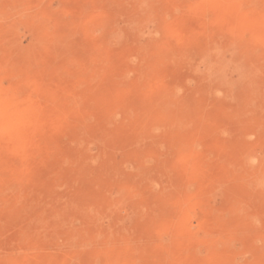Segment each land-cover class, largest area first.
<instances>
[{"label": "bare ground", "instance_id": "6f19581e", "mask_svg": "<svg viewBox=\"0 0 264 264\" xmlns=\"http://www.w3.org/2000/svg\"><path fill=\"white\" fill-rule=\"evenodd\" d=\"M35 1L36 0H0V42L8 40V39H12L11 34H10L14 26V23L12 22V20L15 18L18 19L17 16L21 14L20 10L22 9L21 7L23 3L27 2L29 4H32L30 2H35ZM166 1H169V0H166ZM183 1L187 3L190 9L192 8L200 9L199 5L201 1L203 3L205 0H176L177 3L183 2ZM214 1L215 0H213L212 3H214ZM238 1L239 3L240 1H244L243 5L248 8L247 12H249L247 14L255 15L256 10H257V5L259 6V9L261 8L264 9V0H261V1L260 0L258 1L257 0H238ZM172 2L173 1H171L168 4L167 2L165 3H157V2L154 3L153 2L152 3L151 0H104V5L102 6L100 4L101 6L98 5V6L92 7L89 15H87V13H85L82 10L83 13L81 15V19L86 20L88 18L87 20H89L91 24L94 23L98 17H101L103 13L107 11H111V12L113 11L114 14L122 17L123 24L122 26H120L119 24H114V26L109 28V31H110L109 38L104 40L102 43H99V42L94 43L96 45L91 47L89 51H86V53H88L87 58L89 57L90 60H86L88 64L85 68L83 67L84 65L82 64V68L80 72L82 77L72 83L70 82L67 83V81L65 82V80L64 81L62 80L63 79L62 77L64 76L66 77L69 75V72H70L69 69L72 68L74 63L77 65L76 61L78 60V59L77 60L75 59L76 61L73 63V60L69 56V52H71V50L68 44V38L72 30L70 31L67 27L63 28V31L60 34L58 33L52 34V35L49 34L48 39L50 40L52 44L51 46H49L48 49L47 48L46 49L37 48L38 51L36 50L37 53L36 54L34 53L35 55H32V56L25 55L26 58H24L21 61L18 60L19 58L17 59L14 56L16 54L11 50V48L14 51L16 50L13 48L15 47L14 43L16 42L11 44L10 48H8L11 51L8 49H5L3 56L0 58V76H3V75H8L10 77L14 76L15 78L20 79V83L19 85L17 84L18 86H16V88L11 89L8 92L0 88V113H1V110L2 111L7 110V112L9 110L12 111V107L15 108L16 106L19 109L20 114L16 119H12L13 118L12 115L11 116L9 115L8 120L0 119V152H3L4 156L5 154H9L11 152L10 154L12 153L13 154L12 155L9 154L8 156L15 157L16 155L14 154V151L16 150L12 142V139L19 135L23 136L22 133L24 132L26 133L27 131H30L29 129L33 126L34 122L36 121L39 122L40 120H46L48 123H53L55 124V126H57L55 122H57L58 125L59 123L61 124L70 123L68 121H78V122H83L84 124L87 121L91 120L90 112L93 110V108H96L98 106V103L97 102L95 103L93 101L92 102L88 101V103L83 102V100L87 96V95H84L88 92L87 90L94 91V89L99 90L101 88H105V89L107 88L110 91L114 92L115 94H120L121 92L122 93L125 91L128 92V90H131L133 87H137V88L141 86L143 87L144 86L143 80L147 79L148 77L150 78V76L153 75L154 71L151 69L152 65L149 66L148 64L147 66H145L144 64H142L143 62L142 61L141 62L142 65L138 64L140 67L137 69V71L136 70L133 71L131 69V63L133 62V58L137 57V59H139L138 56H141L144 59H147L145 57L148 56V60H150L149 58L150 53L154 51H157V52L161 51L160 49L162 45L159 46L160 48H158L159 40L157 37V30L153 32L150 27L155 25L156 27H158L157 29H160L161 25L159 23L160 22L159 19L161 18V14L167 11L168 9H170V7L172 6L171 5ZM222 2H225V1L223 0ZM240 5H239V8L243 10L244 6L242 5L243 7L242 6L240 7ZM32 6H36V4L31 5V7ZM32 9H35V7ZM203 9H201V11ZM187 12H189V10ZM209 12L211 14V11L209 10L207 12L202 11V14L200 11H198V13H200V19L198 20L199 22H198L196 31H194L196 33V35L193 36L194 40L193 38L189 39L188 37L191 31L190 30L191 26H189L188 24L189 20H185L181 22L182 24L179 30L176 32V35L174 34L176 38H173V39H177V40L173 42V44L175 43L178 47H181L182 52L177 53L175 52L176 50L175 51L171 50L168 53L169 56H171L172 58L173 57L175 58L174 62L172 61V64L170 65H171L172 70L175 71L177 75L173 79L171 91L169 90L170 95L169 94L168 95L166 94V95H167V98L171 97L169 98V100L172 99L170 100L172 101L171 104H176V101H177L176 97L181 93V91H184V92L187 91V84L184 78L197 74L196 70H192V64L194 60L197 59L200 63H203V65L206 64L205 66L206 68L208 67V70H210L211 68L210 67L211 63L213 65H218L220 71H219V74L217 72V76H215L214 78L216 80L215 82L217 83L212 82L211 79L206 80L209 84L210 82L217 84V86L214 87V90H211L214 94V100H213V97L211 96L213 103L210 102L211 105L205 104L206 107H203V109H201V112L208 111L209 106H212L221 111L219 112L220 114H216V117H214V119L217 117L219 118L217 120L216 134H219V133L224 134L225 132H232L235 130H239V131L242 130L244 134L240 138H234V140L227 141L226 143L225 141H221V138L224 137L222 136V134H221L222 137L221 136L219 137V135L217 136L215 135V133H213L214 136L210 137L211 142L209 141V143L207 142V144H203L202 146L203 148L201 149L202 150L201 152L196 151L194 149L196 153H193V149H192V153L190 152L188 153L186 145L187 144L189 145L188 142L194 141L195 139H197V136H189L188 133L182 130L181 125L185 123L187 120H184L181 118V116L183 115L180 116V114L177 113V109L172 110L167 107H162L161 106L162 104H161L158 108L160 107L163 108L162 109L163 111L161 112V118L166 122V124H163V125H165V127H168L167 125L169 124L170 128L175 126L179 129L178 132L175 131L176 135L174 133L171 134L172 131L170 132L172 137H170V142L168 143V147H167L169 151L168 153L169 160H167V162H164V163L160 161L161 163L157 164V167L154 169L151 168L149 166L150 164L148 165L146 161L143 162L142 168L141 169L139 168L141 170V174L145 176L149 175L150 177H152L150 181H147V182L145 181L146 183H144L145 184L144 187L143 185L137 184L136 181H134L133 179L128 178L126 180V177L128 176L130 177L132 174L128 173L124 169L122 170V173L120 176L121 181L118 182L117 186L118 188L121 189L120 191H122V189L127 188L128 192L129 191L134 192L133 194H131L132 200L129 204L130 206H132L133 209H135L136 212L140 214L139 215L140 217L138 216L139 218L134 220L132 228L128 230L126 229L124 232L119 233V234L118 233L114 234L112 232L114 235L112 234V236H108L104 241H102V243L99 245L98 248L96 249L94 248L95 250L94 252L87 251L86 245H84L81 240L86 239V238H89V239L92 238L93 240V237L95 238L97 236L99 237L100 234L98 235V231L94 228H92V230L89 229L88 231L81 232V231H77L71 228L73 226L69 227V224H68L69 216L67 215L66 210L71 206L72 207L77 206V207H80V210L84 212L86 211V214L84 213V215L88 221L87 223L89 227H91L92 223H94L93 219L96 217L97 218L99 217V216H96L97 214L102 213L106 215L108 214L116 215L118 207H120V205L122 204L120 198L117 199L111 196L112 194L110 195L108 191L103 190L101 192H98L95 198H91L92 202L90 205V207L92 206V209L95 210V213H96V214L94 213L95 215L89 214L92 212V209L90 210L91 211L90 212L87 207L88 203L86 200L78 201L76 199H72V200L65 201L66 199H64V201H61L57 199L56 200L52 199L51 193H50L52 183L46 184L45 181L43 180H40V183L35 182V179L37 180L38 178L41 177V173L40 174L33 173L35 170L33 171L32 169L33 172H30V170L27 169L28 167L26 168V165L28 166L30 163H32L35 157L38 156L39 158L41 153H42L41 155L43 156L44 155L43 152L38 151L37 148L32 149L31 147L29 148L24 147L22 151L23 155H21V157H23L22 162L26 163V165L25 164L23 165L25 167L24 168L25 170L23 168H22L23 170L19 169V173L17 172L16 174L13 172L15 176L12 177V172H11L12 168L10 166L6 168L7 166L6 164H5L6 166L5 165L2 166L3 163H0V264H72V261H74L75 258L77 257L80 258V256H84V255L94 256L95 258H98V259L101 258L105 261L106 264H139L140 262L142 264L143 261L139 262L138 260L140 259L146 260L147 258H148L147 264H173L175 260H177L180 263L183 260H187L188 262L190 261L189 264H230L231 262L229 263V261H227V259H229L227 256L231 250L229 249V246H231L230 245L231 239L234 236H236L237 238V235L239 234L245 235L246 236V237L244 236L245 239L250 238L249 240H251V238H253L252 236L254 235L253 233L255 231V226H256L254 225L255 221L253 220V217L257 214L256 212L260 210L262 204L264 205V194L262 193L264 191V163L261 161L258 164L255 163V158L253 157V154L249 153L248 151V148H249L248 143H249V139L252 137H255L258 139L264 138V55H262L263 53L262 54L258 53L260 49L257 48L259 47L258 45L259 43L257 42V40H256V43H253L252 41L248 42L247 40L248 36H246V34L248 33L245 30H243L242 28L238 29V27L236 26L227 27L226 25H224L226 26L225 28H220L222 25L221 26L219 25L218 27L213 22L212 23L209 22L208 20L209 15L207 14ZM240 12L243 13V11H240ZM213 13L217 14L215 12ZM238 15L236 19H238ZM23 17L25 18L27 16L25 15ZM253 17L252 19L255 18ZM262 18L263 16L261 17V20H264V18L263 19ZM250 20L251 18L248 19V21ZM257 21L259 20H256L255 22ZM255 22L251 23L250 24L251 26L250 25L249 26L251 28L252 26L256 27ZM48 25H50V23ZM194 27L196 28V26ZM70 37L72 36L70 35ZM57 38H59L61 42L59 45L61 46L59 48L57 46H56L57 48H54V42L55 40H57ZM140 38L149 39V41H151V44L146 45V46L137 45L136 40ZM163 39H165V36L162 38V40ZM88 41L87 43H89ZM35 44L36 46H38L37 43ZM56 44H58V41ZM100 44L107 50L101 54H96V51H98L97 46L98 45L100 46ZM234 44H237L239 47L238 49L236 48L237 50H235L236 53H238V55L233 54L235 55V57L233 56V58H236L237 56H239V61L235 63L236 65L234 66L239 76V79H238L239 83L234 84L233 82L234 84L233 85L231 82H228L225 79L226 77H224L222 73L223 72L222 68L224 64L226 63L225 62L226 56L228 55L226 54V51H228V49L233 50L234 47H232V45ZM166 45L168 46V44ZM176 45L174 46L176 47ZM230 46L232 47L231 49H230ZM83 48H80V50ZM95 48H97L96 51H95ZM157 48L159 49V51ZM19 49L17 51H19ZM260 51H262V49ZM0 55H2L1 52H0ZM19 55L22 56V54H19ZM165 55L166 54H164L163 56ZM82 59H84V57H82ZM154 60L155 59H153V61ZM133 63H135V59ZM145 64H146V61H145ZM112 72H116L114 75L115 77L112 79L107 78L108 76L111 75L110 73ZM134 72L137 75L136 76L134 74L137 77L136 79L134 77H133L134 79H132L131 77L133 75L132 73ZM208 72H206V74ZM208 75H209V78H211L210 73H208L205 76H208ZM100 78L104 80L100 81L101 80ZM155 78L157 79V83H161L162 79L160 78L159 74L158 76H155ZM209 80L211 81L209 82ZM146 84L148 85L147 82ZM83 86H85V88H83ZM260 88H261V91L259 90ZM80 89H82V91L80 92L79 95H76V97L69 95L70 91H73V90L79 91ZM224 95L226 97H224ZM229 97L232 100L235 99L234 101L236 102L234 103L231 100L232 103H230L229 102L230 99L228 100ZM159 98L162 99V97L160 96ZM226 98L228 101L225 100ZM120 101L122 102V100ZM167 102H168V99H167ZM163 106H165V103ZM198 107L199 109L201 108V106H198ZM97 111L98 110H96V112ZM108 111H110L109 108H108ZM113 113L115 112L113 111ZM3 114L1 115V117L5 119L6 112H4ZM105 114H108V112ZM117 114L118 112H116V115ZM111 116H112L111 114L110 116L108 115V118ZM202 117H205L206 123H208V125H210V123L212 124V122L214 121V119H212L211 116H207L205 113L203 114ZM95 119H96V116H95ZM113 119H110L109 123L113 122L111 121ZM127 121L128 120L126 118V122ZM203 121H204V118H203ZM37 124L39 123H36V125ZM154 124H156L155 121H154ZM135 125H136V122H135ZM130 127H132V125ZM141 127L143 128L144 125L139 126L140 129ZM120 128H122V126ZM101 130L105 131V129H101ZM115 130H116V125L113 131ZM174 130L176 129L174 128ZM83 131H86V130H83ZM86 132H84V134L79 133V136L77 135V137H79L80 139L82 138L84 139L85 138L84 135ZM136 134H137L136 135L137 137L136 136L135 137L137 138V141H140L138 139H142L141 136L138 135V133ZM86 135L88 136L87 133ZM99 135H100L99 136L100 138L107 136V135H104L103 132L102 134H99ZM114 135L115 134H113V136ZM142 136H145V135H142ZM45 138H46L45 140L51 141V139H47V137ZM111 138H112V135H111ZM151 138H154V137L152 136ZM212 140H215L214 142L216 143H212ZM195 142L201 144V141L199 142L196 140ZM81 143H82V140H81ZM44 144L45 143L43 144L41 143L40 146ZM193 146H190V147L192 148ZM187 147L189 148V146ZM40 149H42V147ZM90 149L92 150V148ZM153 149L155 148L153 147ZM158 150L161 151L163 149L162 147L159 146ZM48 152L50 154H54L53 157L58 154L61 156H65V157H67L65 153L72 154L70 150L57 153L56 151L49 149ZM212 153L213 154L219 153L220 155H223L224 160L222 162L214 161L213 159H211ZM12 157H10L11 158L10 162L12 160ZM89 158H91L90 155H89ZM2 159L4 160V157ZM89 162H91V160ZM13 163H15V160L14 162H11V164ZM17 163L18 162L16 161V165L18 166L21 165V162H19L20 165ZM173 163L186 164V166L194 165L200 169H206V168L211 169V171L216 173L219 176V178L222 177L220 176L221 174H224L225 172H229L231 171V169L234 168L235 171L245 172L247 174V178L242 184L231 187L233 189L230 188L231 191L229 194H226L227 195L225 199L226 201L224 202L222 208L217 209V210L211 207H209V209L205 208L203 211L205 215H203L202 219L198 220V224L195 227L192 225L193 216H191V212H192V209L193 211L198 210V209L197 210L194 209L195 206L196 207H200L203 205L205 206L204 204L205 202H202L203 194L200 198V195H197V193L193 194L188 189L181 190V189H178V187L176 186H175V189H172L171 191H169V188H167V191L169 192L167 191L164 192L162 190L161 191L156 190L155 183L158 182L160 177L166 176L172 181L170 174L168 175V172L166 170L169 171L167 165H170V164L172 165ZM18 166H16V171H18V168H17ZM29 166H31V164ZM45 169H47V166ZM45 169H44V172H45ZM41 170L43 174V169ZM253 170H255L256 175L254 176L248 175V173ZM66 171L67 170H65L64 167L61 166V168L57 171L56 174L58 175L61 174V176H64V178L67 177L68 179L69 173ZM229 174L231 175V173ZM97 176H99V174ZM60 178L58 180H61ZM214 179L217 180L216 185L221 186L220 187L221 189L223 186L229 185L228 181L225 182L224 180V182H221L223 179L218 180L217 176ZM58 180H55V183L58 182ZM207 181L208 180H206L205 182L208 183ZM215 188L220 189L218 186H215ZM126 192H125V196L128 193ZM241 196H244V197L240 198ZM129 198L131 197L129 196ZM156 210L162 211L161 212L162 214L156 213ZM262 215H264V213H262ZM175 217H178L180 220L179 222H183L186 228H194V229L197 228V230L201 229L204 231L205 237L202 236L204 237L203 244H205L204 242H206L207 243L206 247L208 245V250H209L208 256L206 259H197V258L187 259V257L191 254V252H193L192 250L195 249L194 247L197 244H199V242L202 241V240L199 241L192 237L189 238L193 233H191L189 237L186 235L184 236L183 233L173 235L172 241L168 240V241H171L170 244H162L161 238L166 232L169 231V228L172 227L175 221L174 220ZM106 218L108 219L107 216ZM118 221H119L118 218H116L115 224L119 226L120 221L119 222ZM175 226H176V223H175ZM181 228L182 227H179V230H181ZM59 230L60 231L62 230V231L60 232ZM57 231H59L60 233ZM118 232H119V229H118ZM168 234H171V233H168ZM198 236H200V234ZM166 238L167 237H165V239ZM245 239L243 240L245 241ZM79 240H80V243L77 244L76 242H78ZM234 240H235V237H234ZM16 251L17 252L19 251L20 254L16 255L17 253ZM195 252L197 254L196 250ZM257 252L261 253L259 250ZM255 254L257 253L255 252ZM197 257H199V255ZM12 259H13V262H12ZM255 264H264V262L262 263L260 261H257V263Z\"/></svg>", "mask_w": 264, "mask_h": 264}, {"label": "rangeland", "instance_id": "374dc122", "mask_svg": "<svg viewBox=\"0 0 264 264\" xmlns=\"http://www.w3.org/2000/svg\"><path fill=\"white\" fill-rule=\"evenodd\" d=\"M151 1H152V3L153 2L154 3L155 2H157V3L167 2L168 4L171 1H173V2L171 3L172 6L170 7V9H168L167 11H165L161 14V18L159 19L160 20L159 23L161 25L160 29H157L158 27H156L155 25L150 27L153 32L155 30H157V37L159 40L158 48H160L159 46L162 45L161 49H160L161 51L160 52L154 51V52L149 54L150 55L149 58H150V60L152 59L151 60L152 62L150 60H148V56L145 57L147 59H144L143 57L138 56L139 59H137V57L133 58V62L135 59V63H133V62L131 63V69L133 71H135V70L137 71V69L140 67L139 65L141 64L142 61H143L142 64H144L145 66H147L148 64H149V66L152 65L151 69L155 73L153 72V75L150 76V78L148 77L147 79L143 80L144 86L143 87L141 86L139 88L133 87L131 90H128V92L125 91L123 93L121 92L120 94H115L114 92L110 91L107 88L106 89L101 88L99 90L94 89V91L93 90H87L88 92L86 94H84L87 96L86 97L83 96V97H85V99L83 98L84 99L83 102L88 103V101L89 102L93 101L95 103L96 102L98 103V106L97 107L95 106L96 108H93V110H92L94 112H92V111L90 112V115H91L90 119L91 120L87 121L84 124H83V122H78V121H68L70 123H66V124L59 123V125H58V123L55 122L57 124V126H55V124H53V123H48L46 120H40L39 122L36 121V122H34L33 126L29 129L30 131H27L26 133L25 132L22 133L23 136L19 135L20 137L16 136L12 139V142H13L15 150H16V151H14V154L16 155L15 157L14 156L13 157L8 156L11 152L9 154H5V156L7 155L6 157L4 156L3 152H0V155H1V157H0L1 162L0 163H3L2 166H4L6 164L7 165V166L5 165L6 168L10 166L12 168L11 169L12 170L11 171L12 177H14L17 172L19 173V169L23 170L25 168L23 165L24 164L26 165V163L22 162L23 157H21V155H23L22 151H23L24 147H27V148L31 147L32 149L37 148L38 151H40V152L42 151L44 155L42 156L41 155L42 153H41L39 158H38V156L35 157L33 162L30 163L31 166H29L30 164L28 166L26 165V168L28 167L27 169L30 170V172H33L35 170L33 173H37V174L41 173V177L38 178L37 180L35 179V182L40 183V180H43V181H45L46 184L52 183L51 184L52 185L51 191H50L52 199H55V200L57 199V200H61V201H64V199H66L65 201L72 200V199H76L78 201L86 200L88 203L87 207L90 211L92 209V206L90 207L91 202H92L91 198H95V196L98 192H101L103 190L108 191V193H110V195L112 194L111 196H113L117 199L120 198L122 204L120 205V207H118L116 215H109L108 214L109 215L108 216L106 214L100 213L101 214V216H100V214H97L96 216H99V217L98 218L96 217L93 219L94 223H92L91 227H89V225L87 223L88 221L84 215V213L86 214V211L84 212V211L80 210V207H77V206H74V207L71 206L66 210L67 215L69 216V223H68L69 227L73 226L71 228H73L74 230H77V231H81V232L88 231L89 229L92 230V228H94L98 231V235L100 234L99 237L98 236L96 238L93 237V240H92V238H90V239L86 238V239L81 240L82 243L84 245H86L87 251L94 252L95 251L94 248L95 249L98 248L99 245L102 243V241H104L108 236H112L113 233L119 234V233L124 232L126 229L128 230V229L132 228L134 220H136L140 217L139 216L140 214L138 212H136L135 209H133L132 206H130V204H129L132 200L131 194H133L134 192H132V191L128 192L127 188L122 189V191H120L121 189L118 188L117 184L119 181H121L120 176H121L122 170L124 169L128 173L132 174L130 177L129 176L126 177V180L128 178L133 179L134 181H136L137 184L143 185V187H144V185H145L144 183H146L147 181H150L152 179V177H150L149 175L145 176V175L141 174L140 169L143 166V162L146 161V163H148V165L150 164L149 166L154 169L157 167V164H159L161 162L164 163V162H167V160H169V155H168L169 151L167 149L168 143L170 142V137H172L171 134L174 133L176 135V132H178L179 129L175 126L170 128L169 124L167 125L168 127H165V125H163V124H166V122L161 118V112L163 111L162 107H167V108L172 109V110L177 109V113L180 114V116L181 115L184 116V118H183V116H181V118L184 120H187L185 123H183L181 125L182 130L185 131L186 133H188L189 136H197V139H195L194 141L188 142L189 145L188 144L186 145L188 153L189 152L192 153V149H193V153H196V151L201 152L202 151L201 149L203 148L202 147L203 144H207V142L209 143V141L211 140L210 137L214 136L213 133H215V135H217V136L219 135V137L222 134V136H224V137L221 136L223 138V139L221 138V141H225L226 143H227V141L234 140V138H240L244 134L242 130L225 132L224 134L223 133L216 134L217 120L219 118L217 117L214 119V117H216V114H220L219 112H221V111L219 109L212 107V106H209L208 111H203L207 116H211V118L214 119L212 124L210 123V125H208V123H206L205 117H202L204 113L201 112V109H203V107H206L205 104L211 105V103H213V100H214V94L211 90H214V87L217 86V84H215L217 82H215L216 80L214 78H215V76H217V72L219 74V71H220L218 65H213L211 63L212 64V65L210 64L211 68H210V70H208V67L206 68V66H205L206 64L203 65V63H200L197 59L194 60V62L192 64V70H196L197 74L195 73L196 75L188 76V77L184 78L186 81V84H187V91H185V92L181 91V93L176 97L177 98L176 104H171L172 101H170V100H172V99L169 100V98H171V97L167 98V95L168 94L170 95L169 92L171 91L172 82H173L174 77L177 75V73L172 70L171 65H170V64H172V61L174 62L175 58L174 57L172 58L171 56H169L168 53L171 50H173V51L176 50L175 52H177V53L182 52L181 47H178L175 43L173 44V42H175L177 40V39H173V38H176L175 35H176V32L179 30V28L182 24L181 22H183L185 20H189L188 24H189V26H191V29H190L191 31H190V34L188 37H189V39L193 38V40H194L193 36L196 35V33L194 31H196L197 25L199 22L198 20L200 19V13H198V11H200L202 14V11L207 12L209 10V11H211V14H210V12L207 13L209 15V18H208L209 22H211V23L213 22L218 27H219V25L220 26L222 25L220 28H225L226 26L227 27L236 26V27H238V29L242 28L243 30H245L248 33V34H246V36H248L247 37L248 42L252 41L253 43H256V40H257V42L259 43L258 44L259 47H257V48L260 50L262 49V51L259 50L258 53H260V54L263 53L262 55H264V46H263L264 45V39H263V37H264V20H261L262 16L264 18V9L263 8L259 9V6L257 5V10H256L255 15L247 14L249 12H247L248 8L243 5L244 1H240V3H239L238 0H231V2H230V0H224L225 2H222L223 0H221V1L215 0L214 3H212L213 0H210V1L207 0V2L205 0L204 1L205 3L203 2L204 4L201 1V3L203 5L200 3V5H199L200 9L196 8L198 11L195 8L190 9L189 6L187 5V3H185L184 1L178 2V3L176 2V0L175 1L174 0H169V1L151 0ZM30 3H32V4H29L27 2L23 3V5L21 7L22 9L20 10L21 14L19 16H17L18 19L15 18L17 20H15V19L12 20V22L14 23V26L12 28V32L10 33L12 39H8V40L0 42V52L2 54V55H0V58L3 56L5 49L10 48L11 44H13L14 42L17 43V44L14 43L15 47H13L16 50L14 51L12 48H11V50L16 54L14 56L17 59L19 58L18 59L19 61L26 58L25 55H27V56L35 55L37 53L36 50L38 51V49H41V48H43V49L47 48L48 49L49 46H51V44H52L50 42V40L48 39L49 34L50 35L57 34V33L60 34V33H62L63 28L67 27L70 31L72 30L71 33L69 34V38H68V44H69L70 50H71V52H69V56L73 60V63L78 59L76 61L77 65L74 63L72 68L69 69V71H70L69 75L66 77L65 76L62 77L63 78L62 80L63 81L65 80V82L67 81V83H69V82L72 83V82L77 81L78 79H80L82 77L81 73H80L81 68H82V64L84 65L83 67L85 68L88 64V62H86V60H90L89 57L87 58L88 53H86V51H89L91 47L95 46L96 44H94V43H96V42L102 43L104 40L109 38V32H110L109 28L114 26V24H119L120 26H122V24H123V18L120 17L119 15L114 14L113 11L112 12L111 11L104 12L103 15L101 17H98L95 20V22L92 24L89 22V20H87L88 18L86 20L81 19V15H82L83 11L85 13H87V15H89L92 7L98 6V5L103 6L104 0L103 1L102 0H36L35 2H30ZM181 3H183V4H181ZM34 4H36V6L31 7V5H34ZM239 5H240V7L242 5L244 6V7L242 6L243 10L241 8H239ZM222 6H224V7H222ZM34 7L36 10L32 9ZM40 7H41V9H40ZM201 9H203V10L201 11ZM188 10L190 13L187 12ZM240 11H243V13H241ZM213 12H215L217 14H214ZM262 13H263V15H262ZM25 15L27 17L24 18L23 16H25ZM237 15H238V19H236ZM77 16H79V17H77ZM251 16L252 17L254 16L257 19H255L254 17H253L254 19H252ZM39 17H41V18H39ZM181 17H182V19H181ZM250 18H251L252 22H251V20L248 21V19H250ZM256 20H259V21L255 22ZM190 22L191 23L193 22V23L191 24ZM254 22L256 24V27L252 26V28H251L250 24L254 23ZM49 23H50V25H48ZM255 24H253V25H255ZM41 25H42V27H41ZM224 25H226V26H224ZM173 26H174V28H173ZM194 26H196V28ZM259 32H260V34H259ZM70 35L72 37H70ZM171 35H172V37H171ZM164 36H165V39L162 40V38ZM14 38L16 41L14 40ZM73 39H74V41H73ZM160 40H162L163 42ZM164 40H166V41H164ZM8 41H9V43H8ZM57 41H58V44H56ZM87 41L91 45L89 43H87ZM136 41H137L136 44L139 46H146V45L151 44V41H149V39H146V38H140ZM72 42H74V43H72ZM35 43H37L38 46H36ZM60 43L61 42H60L59 38H57V40H55V42H54V48H57V47L59 48L61 46V45H59ZM2 44L5 47H3ZM166 44H168L169 47ZM174 45H176V47ZM98 46H97L98 51H96L97 48H95L96 54H101L107 50L103 46H101V44L99 47ZM17 47H18V49L20 48L19 51H17L18 50ZM232 47H234L233 50L228 49V51H226V54H228V55L226 56V61H225L226 63L224 64V66L222 68L223 69L222 73H223L224 77H226L225 79L228 82H231L232 84H233V82H234V84H238L239 83V80H238L239 76H238V73L236 72L234 66L236 65L235 63H237L239 61V56H237L236 58H233V56L235 57V55H238V53H236L235 50H237L239 47L237 44L232 45ZM232 47L230 46V49ZM80 48H83V49L80 50ZM8 50H10V49H8ZM162 50H163V52H162ZM16 51H17V53H16ZM158 51H159V49H158ZM233 52H235V53H233ZM18 53L22 54V56H20ZM161 54H163V55L166 54V55L163 56ZM233 54H235V55H233ZM84 55H86V56H84ZM154 55H156V56H154ZM157 55H158V57H157ZM82 57H84V59H82ZM157 58L159 61L157 60ZM166 58H167V60H166ZM153 59H155V60L153 61ZM144 60L146 61V64H145ZM161 64H163V65H161ZM200 64H201V66H200ZM213 66H215V67H213ZM79 67H80V69H79ZM216 69H218V70H216ZM208 71H210V72H208ZM206 72L210 73L211 78H209V75L205 76L208 74V73L206 74ZM115 73L116 72L110 73L111 75L108 76L107 78H109V79L114 78ZM132 74H133L131 76L132 79H134V78L136 79L137 78L136 73L134 72ZM158 74H159L160 78L162 79L161 83H157V79L155 78V76H158ZM212 74H213V76H212ZM73 76L76 78H74ZM72 78H74V79H72ZM15 79H17V80H15ZM167 79H168V81H167ZM208 79H211L212 82H215V83H212V82H210L211 80H209V82H210V84H209L206 81ZM103 80L104 79H101L100 81H103ZM151 80H153V81H151ZM146 82L148 83V85L146 84ZM19 83H20V79L15 78L14 76H12V77H10L8 75L0 76V88L2 90L4 89L6 92L10 91L11 89L16 88V86H18ZM155 84H156V86H155ZM151 86H152V88H151ZM209 86H211V87H209ZM83 88H85V86H83ZM259 90L261 91V88ZM81 91H82V89H80L79 91L73 90V91H70V94L69 93L68 94L70 96L76 97V95H79ZM111 92L114 94H112ZM154 92H156V93H154ZM88 93H89V95H88ZM73 94H75V95H73ZM159 96L162 97V99L159 98ZM211 96L213 97V100L211 99L212 98ZM224 97H226V96L224 95ZM224 97H222V98H224ZM100 98H102V99H100ZM167 99H168V102H167ZM229 99H230V97L228 98V100ZM102 100H103V102H102ZM109 100H111L113 103ZM120 100H122V102ZM162 100L163 101L166 100V101L163 102ZM225 100H227V98ZM231 100L232 99L229 100L230 103H232ZM234 100L235 99H233L232 101L235 103L236 101H234ZM164 103H165V106H163ZM160 105L162 107L158 108ZM198 106H201V108L199 109ZM16 108H17L16 106H15V108L12 107V111L9 110L10 112L9 111L7 112V110L6 111L1 110L0 119L1 120H8L9 115L10 116L12 115V117H13L12 119H16L20 114L19 109L18 108L16 109ZM108 108L110 109V111H108ZM130 108H132V109H130ZM180 108H182V109H180ZM118 109H119V111H118ZM96 110H98V111L96 112ZM101 110H103V111H101ZM156 110H157V112H156ZM113 111L115 113H113ZM4 112H6V114H7V115L5 114V119L3 117H1V115ZM107 112H108V114H105ZM116 112H118L117 115H116ZM127 113L130 115H128ZM110 114L112 115L111 116L112 118L111 117L108 118V115L110 116ZM114 114L116 115V117ZM119 114H121V115H119ZM99 115H101V116H99ZM223 115H224V113H223ZM3 116H4V114H3ZM95 116H96V119H95ZM117 116H119V117H117ZM157 116H158V118H157ZM114 117L116 118V120ZM104 118H105V120H104ZM122 118H123V120H122ZM126 118L128 120L127 122H126ZM195 118H196V120H195ZM203 118H204V121H203ZM110 119H113L111 121H113L114 124H113V122L109 123ZM134 120H136V121H134ZM144 121L147 123H145ZM154 121L156 124H154ZM74 122H76V123H74ZM135 122H136V125H135ZM36 123H39V124L36 125ZM43 123H44V125H43ZM79 123H80V125H79ZM160 124H162V125H160ZM109 125H111L112 127ZM115 125H116V130L113 131L115 128ZM131 125L133 128L130 127ZM143 125L145 128L141 127V129H140L139 126H143ZM121 126H122V128H120ZM137 128H138V130H137ZM164 128H166L167 130ZM174 128L176 130H174ZM101 129H105L106 133L104 130H101ZM124 129H126V130H124ZM69 130H71V131H69ZM83 130H86L87 132L83 131ZM100 130L103 132L104 135H107V136H104L105 138L99 137L100 136L99 134H102V132ZM180 130H181V128H180ZM120 131H122L123 133ZM171 131H172V133L170 134ZM52 132H53V134H52ZM84 132H86L88 134V136H87L85 133L84 139L83 138L80 139L79 137H77V135L79 136V133L84 134ZM97 133H98V135H97ZM132 133H133V135H132ZM136 133H138V135L141 136L142 139H138L140 141H137V138H136L137 134ZM168 133H169V135H168ZM113 134H115L116 136L115 135L113 136ZM25 135H27V136H25ZM111 135H112V138H111ZM142 135H145V136H142ZM152 136L154 138H151ZM232 136H234V137H232ZM34 137H36V138H34ZM45 137H47V139H51V141L45 140L46 139ZM81 140H82V143H81ZM196 140L199 142L201 141V144L195 142ZM202 140H203V142H202ZM214 141L215 140H212V143H216ZM137 142H139V143H137ZM41 143L42 144L45 143V144L40 146ZM156 145L158 147L159 146L162 147V149H163V150H161L162 152L160 150H158V147ZM193 145H195V146H193ZM187 146H189V148ZM190 146H193V147L191 148ZM41 147H42V149H40ZM153 147L155 149H153ZM248 147H249L248 148L249 153L253 154V157L255 158V163L258 164V163H260V161L264 163V138H259V139L255 138V137L250 138L249 143H248ZM90 148H92V150ZM49 149L54 150L57 153H61L62 151L70 150L72 152V154L71 153H65V155L67 157L61 156L59 154L53 157L54 154H50L48 152ZM159 151H160V153H159ZM259 153H260V155H259ZM12 154H10V155H12ZM86 154H87V156H86ZM89 155L91 156V158H89ZM3 157H4V160L2 159ZM10 157H12L11 162H14V160H15V163L11 164V162H10L11 158ZM160 157H162V158H160ZM223 158H224L223 155H220L219 153H214V154L212 153V155H211V159H213L216 162H218V161L222 162L224 160ZM92 159H93V161H92ZM90 160H91V162H89ZM16 161L18 162L17 164H19V165H20L19 162H21V165L20 166L16 165ZM65 163H66V165H65ZM8 164H10V165H8ZM16 166H18L17 167L18 171H16ZM46 166H47V169H45ZM61 166L64 167V169L67 170L66 172L69 173L68 179H67V177L64 178V176H61V174H59V175L56 174L57 171L61 168ZM185 166H186V164H180V163H173L172 165L171 164L167 165L169 171L168 170H166V171L168 172V175L170 174L172 181L169 178H167L166 176H162V177H160L158 182L155 183V186H156V190H160V191L162 190L164 192L167 191V188H169V191H171L172 189H175V186H176V187H178V189H181V190L182 189H188L193 194L197 193V195H200V198L203 194L202 202H205L204 203L205 206L204 205L200 206V207L195 206L196 208L194 207V209H196V210L198 209V210L193 211V209H192V212H191V216H193L192 225L195 227L198 224V220L202 219L203 215H205L203 213L205 208L209 209V207H211V208L216 209V210L222 208L224 202L226 201L225 200L226 196H227L226 194H229L231 191L230 188L233 186L242 184L245 181V179L247 178V174L245 172L235 171L234 168L231 169V171H229V172H225L224 174H221L220 176H222V177L219 178V176L216 173L212 172L211 169H207V168L206 169H200L194 165H189L186 167ZM42 167H44V168H42ZM32 169H33V171H32ZM41 169H43V174H42ZM44 169H45V172H44ZM179 169H181V170H179ZM111 170H112V172H111ZM116 170H117V172H116ZM253 171L249 172L248 175H250V176L256 175L255 170H253ZM97 173L99 174V176H97L98 175ZM229 173H231V175ZM106 174H108V175H106ZM216 176H217L218 180L223 179L221 182H224V180H225V182H227V181L229 182L228 186L225 185L222 187L223 191L220 188L221 186L216 185L217 180L214 179V178H216ZM163 177H164V179H163ZM59 178L62 181L58 180ZM144 178H145V180H144ZM55 180H58V182L55 183ZM206 180H208L207 181L208 183L205 182ZM214 185L218 186L220 189L215 188ZM55 188H57V189H55ZM231 189H233V188H231ZM126 190L128 193L126 192ZM169 191H167V192H169ZM203 191H204V193H203ZM116 192H118V193H116ZM125 192L127 193L126 196H125ZM262 193L264 194V191ZM121 195L122 196L124 195L123 196L124 199ZM129 196L131 198H129ZM243 197L244 196H241L240 198H243ZM87 199H89V200H87ZM201 207H203V208H201ZM161 212L162 211L156 210V213H158V214H162ZM82 213H83V215H82ZM94 213H95V210L92 209V212L89 214L95 215L96 213L95 214ZM256 213L257 214L253 217V220L255 221V222L253 221L254 225H256L255 231L253 233L254 235L252 236L253 238H251V240H249L250 238L245 239L244 238L245 235L239 234V235H237V238H236V236H234L235 240H234V237L231 239V241H230L231 246H229V249H231V250L227 256L229 258V259H227V261H229V263L231 262L230 264H255V263H257V261H260L262 263L264 262V215H262V213H264V205L263 204H262L260 210L257 211ZM106 216L108 217V219L106 218ZM125 217H126V219H125ZM116 218H118V220L120 221V222L118 221L119 226L115 224ZM174 220H175L174 224H173L174 226L172 225L173 228L172 227L169 228V231L166 232L162 236V238H163V239L161 238L162 244H170L172 241L173 235L183 233L184 236L186 235L189 237L190 234L193 233L189 238L192 237V238L197 239L199 241L202 240L201 241L202 243L198 241L199 244H197L194 247L195 249L192 250L193 252H191V254L187 257V259H189V258L206 259L208 256L209 250H208V245L206 247L207 243L204 242L205 244H203L204 237H205L204 231L201 229L197 230V228L196 229L186 228L185 224H183V222H179L180 220L178 217H175ZM175 223H176V226H175ZM180 225H182V226H180ZM257 226H258V228H257ZM179 227H182L181 230H179ZM118 229H119V232H118ZM122 229H123V231H122ZM190 230H192V231H190ZM59 231H57V232H59ZM99 231H100V233H99ZM168 233H171V234H168ZM199 234H200V236H198ZM195 236H197V237H195ZM202 236H204V237H202ZM165 237H167L168 239L167 238L165 239ZM88 239L90 242L88 241ZM243 239H245V241ZM168 240H171V241H168ZM248 240H249V242H248ZM76 243L79 244L80 240ZM195 250L197 251V254L199 255V257H197L198 255L196 254ZM258 250L261 253L257 252ZM255 252L257 254H255ZM17 254H20V252L18 251L16 253V255ZM259 254H260V256H259ZM93 257L94 256H88V255L80 256V258L79 257L75 258V260L72 261V264H106L103 259H101V258L98 259V258H95V257L93 258ZM147 259L146 260L140 259L138 261L139 262L143 261L142 264H147ZM12 262H13V259H12ZM189 262L187 260H183L180 263L177 260H175L173 262V264H178V263L179 264H182V263L183 264H189ZM139 264H141V262Z\"/></svg>", "mask_w": 264, "mask_h": 264}]
</instances>
